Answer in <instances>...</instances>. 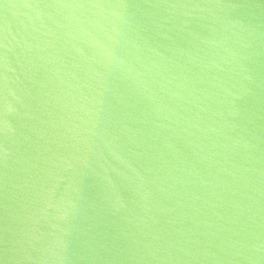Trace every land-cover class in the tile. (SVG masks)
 Listing matches in <instances>:
<instances>
[{
	"label": "water",
	"instance_id": "obj_1",
	"mask_svg": "<svg viewBox=\"0 0 264 264\" xmlns=\"http://www.w3.org/2000/svg\"><path fill=\"white\" fill-rule=\"evenodd\" d=\"M0 264H264V0H0Z\"/></svg>",
	"mask_w": 264,
	"mask_h": 264
}]
</instances>
